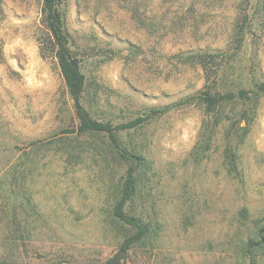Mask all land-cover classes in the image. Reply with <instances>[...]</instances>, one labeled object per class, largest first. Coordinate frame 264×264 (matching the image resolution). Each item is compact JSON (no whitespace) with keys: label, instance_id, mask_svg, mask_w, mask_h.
I'll list each match as a JSON object with an SVG mask.
<instances>
[{"label":"rangeland","instance_id":"rangeland-1","mask_svg":"<svg viewBox=\"0 0 264 264\" xmlns=\"http://www.w3.org/2000/svg\"><path fill=\"white\" fill-rule=\"evenodd\" d=\"M238 1L61 0L95 118L171 106L118 132L146 162L125 209L149 233L124 249L134 230L112 209L131 162L106 136L77 132L56 59L40 49L41 0H0V264H264V91L252 97L264 15L233 46ZM223 51L206 79L191 55ZM208 86L251 97L208 112Z\"/></svg>","mask_w":264,"mask_h":264},{"label":"trees","instance_id":"trees-1","mask_svg":"<svg viewBox=\"0 0 264 264\" xmlns=\"http://www.w3.org/2000/svg\"><path fill=\"white\" fill-rule=\"evenodd\" d=\"M241 3H243L242 0L235 3V20L231 29L233 46H239L243 41L245 33L249 31L251 27H255L258 18L264 15V13L259 14L260 10L264 8V0H261V2H258L255 6L252 4L253 6L247 8H242ZM60 5L61 0H41V22L45 30V35L41 38L40 49L43 52L49 50L56 59L60 75L73 101V109L77 120V132L80 134L106 136L110 145L116 150L118 155L131 162L126 170L118 199L112 209V214L117 220L134 230V233L121 245L126 249L133 242L141 240L149 233V224L145 222L141 216L132 214L125 209L135 194L137 168L141 167L143 169L146 167V162L143 156L138 152L120 147L118 132L121 130L133 129L148 118L164 113L171 106L166 105L162 108L150 109L146 116L135 117L120 124H113L110 120L95 118L83 102L85 76L81 70L79 59L70 48L69 39L64 29L63 14ZM226 55V51L219 53L199 52L191 55V58L202 67L206 79H209L214 70L219 71L220 68L218 64L226 58ZM212 87L213 86H208V88L202 92V96H200V101L206 106L208 112L219 107L224 101H231L236 97L240 99L251 97L247 95L248 92L245 90H240L237 93L226 92L221 94ZM257 89L258 90L252 92L253 98L260 95L259 91H264V83L262 86H258ZM232 161L233 160H231V162ZM231 165L233 166V162ZM106 264H118V262L114 261L113 258L107 261Z\"/></svg>","mask_w":264,"mask_h":264},{"label":"water","instance_id":"water-1","mask_svg":"<svg viewBox=\"0 0 264 264\" xmlns=\"http://www.w3.org/2000/svg\"><path fill=\"white\" fill-rule=\"evenodd\" d=\"M121 257H124V252L121 251L118 255H117V258H121Z\"/></svg>","mask_w":264,"mask_h":264}]
</instances>
